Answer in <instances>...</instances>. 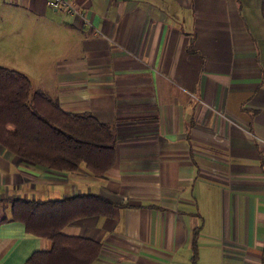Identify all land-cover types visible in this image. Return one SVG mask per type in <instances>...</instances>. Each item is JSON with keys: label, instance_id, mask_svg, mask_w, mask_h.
Segmentation results:
<instances>
[{"label": "crops", "instance_id": "1", "mask_svg": "<svg viewBox=\"0 0 264 264\" xmlns=\"http://www.w3.org/2000/svg\"><path fill=\"white\" fill-rule=\"evenodd\" d=\"M0 1L37 67L14 70L115 137L101 177L0 148V264L50 248L10 201L90 192L125 203L62 227L92 264H264V0Z\"/></svg>", "mask_w": 264, "mask_h": 264}, {"label": "trees", "instance_id": "2", "mask_svg": "<svg viewBox=\"0 0 264 264\" xmlns=\"http://www.w3.org/2000/svg\"><path fill=\"white\" fill-rule=\"evenodd\" d=\"M114 145L107 124L87 112L63 111L54 98L32 90L26 75L0 66V148L48 169L73 171L82 163L92 175L101 177L115 161ZM10 202L11 219L50 241L49 250L33 252L24 264H92L100 244L65 235L62 227L79 217L110 216L115 207L125 206L91 192L59 200Z\"/></svg>", "mask_w": 264, "mask_h": 264}, {"label": "rangeland", "instance_id": "3", "mask_svg": "<svg viewBox=\"0 0 264 264\" xmlns=\"http://www.w3.org/2000/svg\"><path fill=\"white\" fill-rule=\"evenodd\" d=\"M6 5H8V3ZM8 6H10V4ZM9 17L11 18L8 13L6 16H2L0 14V66L17 69V67H22V65H24V67H26V69L28 70L29 75L35 76L37 72V67L34 64H30V62L24 64L25 60L29 61L30 54H27V50L23 47L21 43L23 37L19 34V29L13 30L11 28V26H13L14 24H12L13 22L10 21ZM34 81L35 79H32V90L35 89Z\"/></svg>", "mask_w": 264, "mask_h": 264}, {"label": "built area", "instance_id": "4", "mask_svg": "<svg viewBox=\"0 0 264 264\" xmlns=\"http://www.w3.org/2000/svg\"><path fill=\"white\" fill-rule=\"evenodd\" d=\"M47 4L52 8L62 9L68 13H77L80 17L82 16L78 9L73 4L68 2V0H49L47 1Z\"/></svg>", "mask_w": 264, "mask_h": 264}]
</instances>
